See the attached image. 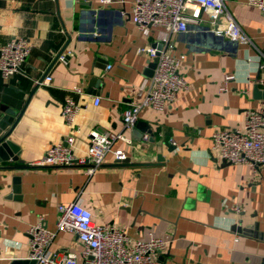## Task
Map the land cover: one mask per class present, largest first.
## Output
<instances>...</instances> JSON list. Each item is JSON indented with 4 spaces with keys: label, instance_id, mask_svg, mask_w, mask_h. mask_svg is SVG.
<instances>
[{
    "label": "crops",
    "instance_id": "obj_1",
    "mask_svg": "<svg viewBox=\"0 0 264 264\" xmlns=\"http://www.w3.org/2000/svg\"><path fill=\"white\" fill-rule=\"evenodd\" d=\"M133 3L0 0V49L19 37L32 45L19 73L9 80L0 73V138L10 133L20 149L18 161L0 163V264L29 261L28 231L41 219L55 233L50 252L80 251L78 237L56 227L59 205L77 200L131 244L164 239L158 264L264 263V240L254 236L264 232V166L226 163L212 141L215 131L240 129L246 111L264 114V13L245 0L226 1L246 44L217 35L206 15L169 36L184 56L187 89L163 111L143 107L126 128L122 113L143 102L154 72L153 59L139 51L160 48L166 35L139 29ZM48 76L49 86L37 84ZM69 98L79 104L72 122L61 111ZM92 130L129 139L112 145L129 162L108 155L91 176L81 166H37L70 136L75 156H85ZM249 227V235L240 232Z\"/></svg>",
    "mask_w": 264,
    "mask_h": 264
},
{
    "label": "built area",
    "instance_id": "obj_2",
    "mask_svg": "<svg viewBox=\"0 0 264 264\" xmlns=\"http://www.w3.org/2000/svg\"><path fill=\"white\" fill-rule=\"evenodd\" d=\"M111 3L112 0H101ZM227 0H134L131 19L139 29L162 28L166 35L161 39V46L145 47L140 53L151 59L157 58L153 75L142 103L133 105L122 113L126 128H132L143 107L163 111L173 103L179 92L187 89V81L181 75L184 56L174 53L175 45L171 35L185 34L191 27L199 26L202 16L206 15L217 35L226 36L231 42L246 44L250 39L236 23L226 7ZM264 13V0H245ZM32 45L24 37L11 40L0 49V73L9 80L19 73L30 57ZM110 68V66H109ZM227 76L226 80H232ZM51 77L37 81L40 86H49ZM260 82L264 85V79ZM225 88H223L224 90ZM77 92H81L77 89ZM100 99L94 100L98 105ZM63 118L72 122L79 111V104L67 99L61 108ZM149 135L143 139L148 141ZM123 140L131 141L122 135L110 131L92 130L88 135V148L85 156L74 154L75 138L70 136L63 142L51 145L44 153L37 166L40 167H85L87 175H93L105 162L108 155L114 161L127 159L124 150L113 149L112 145ZM214 146L220 151L224 162L235 165H249L255 169L264 166V114L248 110L240 129H223L212 134ZM239 212V208L233 209ZM57 231L75 234L80 243V251L50 252L55 233L49 231L41 219L32 226L30 237L29 260L36 264H158L156 255L164 253L167 242L158 237L146 241L130 243L123 230L101 226L94 222L91 211L80 200L61 203L58 207Z\"/></svg>",
    "mask_w": 264,
    "mask_h": 264
},
{
    "label": "water",
    "instance_id": "obj_3",
    "mask_svg": "<svg viewBox=\"0 0 264 264\" xmlns=\"http://www.w3.org/2000/svg\"><path fill=\"white\" fill-rule=\"evenodd\" d=\"M62 53H60L58 55L57 58H60ZM156 62H157V58L153 59V63H152V67L155 68V65H156ZM137 124V123H136ZM135 124V125H136ZM9 136H10V133L4 135L2 138H0V163L2 162H6V161H18V156L17 154L19 153V147L13 143L10 139H9ZM129 162V159H126L122 162H116V163H128ZM257 226H258V229H259V225L257 224L256 225V229H257ZM251 229H254L253 227H249L248 229H243L241 230L240 232L243 231V233L245 235H249V231L248 230H251ZM254 236L260 238V239H263L264 240V232H260L259 230L257 231L256 235L254 234ZM23 264H36L35 261H32V260H29L27 262H24ZM264 264V263H262Z\"/></svg>",
    "mask_w": 264,
    "mask_h": 264
}]
</instances>
